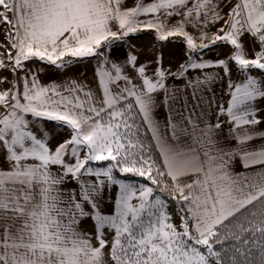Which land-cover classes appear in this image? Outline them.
Wrapping results in <instances>:
<instances>
[{
    "label": "snow or ice",
    "instance_id": "1",
    "mask_svg": "<svg viewBox=\"0 0 264 264\" xmlns=\"http://www.w3.org/2000/svg\"><path fill=\"white\" fill-rule=\"evenodd\" d=\"M0 26V69L13 74L0 91V264H264V0H0ZM145 30L182 38L187 63L172 72L162 55H104ZM218 42L227 59H193ZM87 58H98L95 87L24 72ZM42 121L70 137L53 146Z\"/></svg>",
    "mask_w": 264,
    "mask_h": 264
},
{
    "label": "crops",
    "instance_id": "2",
    "mask_svg": "<svg viewBox=\"0 0 264 264\" xmlns=\"http://www.w3.org/2000/svg\"><path fill=\"white\" fill-rule=\"evenodd\" d=\"M145 3L150 2V0H144ZM134 0H128V6H133ZM140 19H144V17H141ZM5 27V26H4ZM8 28L6 27V30ZM191 31V29H189ZM212 31H215L213 29ZM207 42V41H205ZM199 43V41H198ZM248 45L246 44V47ZM187 48L182 40V38H175L170 39L169 41L165 42H157L154 38V32L151 30H145L141 31L139 33L130 34L129 37L125 39V41H117L115 42L110 49H105L104 55H107L108 58L112 61H116L119 63H123L126 60V57L129 53L135 54L138 57L137 63L138 64H146L154 61V58L157 55H162L163 58V66L165 69H170L172 72H176L179 69V66L181 64L187 63ZM231 47L225 45L222 42H218L215 45H211L208 49L203 50V53H194L193 59L199 62L201 59L203 60H211V61H217L220 59H227L229 55L231 54ZM7 54V52H5ZM7 62V58L0 57ZM101 57L100 59H102ZM98 63V58H87L83 62L74 64L73 66L61 71L57 70L55 66L48 65L45 62H41L38 60H32L29 62H26V67L24 69V72L30 71L32 73H35L39 79V82L41 84H49L51 82L56 83H62L67 78L71 77L73 79L77 80H86L91 84L93 87H95L93 82L94 77V69ZM201 70H189L188 75L195 77ZM204 72H208L211 74H218L221 73L220 69L217 68H210L203 70ZM24 72H21L20 75H24ZM149 75L152 73V68L149 67L148 69ZM222 74V73H221ZM254 76H258V72H252L251 73ZM0 78H7L6 83H0V91H3L7 88L11 87V81L13 80V74L6 69H0ZM233 81H239L243 77L237 73L236 69H232V76ZM167 83L169 86H179L183 87V81L176 79L175 77H169ZM216 89V99H220L221 95V85L220 83H217L214 85ZM182 101H178L176 104V107L179 108ZM194 101H192L191 97H188V104L192 105ZM256 106L258 107V114L261 119H264V101L258 100L256 102ZM168 116L167 109L161 110L157 114V118L163 122ZM173 116H175V113H173ZM42 125L45 129H52L53 132H59V126L55 122H47L42 121ZM264 127V125H262ZM69 131V130H66ZM57 143H59L57 140H55L53 143H51L53 146H55ZM261 143V141H253L251 146H258ZM97 162L93 163V166H102L96 164ZM233 170L244 172L246 171L240 160L237 158L233 162ZM247 171H252L251 169ZM118 191V187H114L110 192H106V197L111 198V202H106L103 211L105 213L109 212L114 203L116 192ZM84 227H87L88 225H83Z\"/></svg>",
    "mask_w": 264,
    "mask_h": 264
},
{
    "label": "rangeland",
    "instance_id": "3",
    "mask_svg": "<svg viewBox=\"0 0 264 264\" xmlns=\"http://www.w3.org/2000/svg\"><path fill=\"white\" fill-rule=\"evenodd\" d=\"M9 29L6 30V27L4 26H0V43L4 42V33L7 32ZM7 52L6 48H0V53H3L4 57L7 58V54L5 53ZM49 133H50V137H51V140H50V143H53L55 140H57L58 142H62L63 140L67 139L70 137V131H66V129L64 128H61L59 126V132H53L52 129H46ZM107 162H97L96 164H100L102 166L106 165ZM115 174H118V178H126L124 176H121L120 173H115ZM119 175L121 177H119ZM130 176L129 178H126L134 183L137 184V186L140 184V183H146V181L143 180V178H140V177H132L130 174L128 175ZM169 212L171 213H175L176 211V208L174 205H170L169 206V209H168ZM173 219L175 220V222L177 224H179V217L178 216H173Z\"/></svg>",
    "mask_w": 264,
    "mask_h": 264
},
{
    "label": "trees",
    "instance_id": "4",
    "mask_svg": "<svg viewBox=\"0 0 264 264\" xmlns=\"http://www.w3.org/2000/svg\"><path fill=\"white\" fill-rule=\"evenodd\" d=\"M117 176H118V174H116ZM119 177H121L120 175H119ZM130 176H127L126 178H129Z\"/></svg>",
    "mask_w": 264,
    "mask_h": 264
}]
</instances>
